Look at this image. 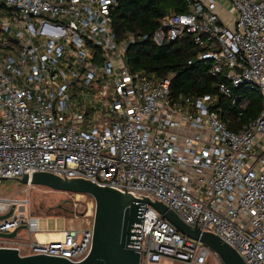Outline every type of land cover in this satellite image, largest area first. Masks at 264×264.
<instances>
[{
  "label": "built area",
  "instance_id": "1",
  "mask_svg": "<svg viewBox=\"0 0 264 264\" xmlns=\"http://www.w3.org/2000/svg\"><path fill=\"white\" fill-rule=\"evenodd\" d=\"M117 4L0 0V182L43 171L127 189L218 235L247 264H264V0H187L188 11L169 13L155 35L162 44L191 34L224 94L242 84L260 91V115L239 131L220 119L217 95L173 98L170 78L131 69L134 37L116 36ZM29 205L0 194V215L13 209L0 232L25 225L31 237L18 239L20 229L0 248L88 257L94 218L42 240ZM140 246V264H224L149 203Z\"/></svg>",
  "mask_w": 264,
  "mask_h": 264
},
{
  "label": "trees",
  "instance_id": "2",
  "mask_svg": "<svg viewBox=\"0 0 264 264\" xmlns=\"http://www.w3.org/2000/svg\"><path fill=\"white\" fill-rule=\"evenodd\" d=\"M113 10V24L118 39L132 35L127 58L132 70H144L171 80L173 98L217 95L215 110L225 126L239 131L262 110V98L258 89L248 85L231 86L232 95L224 94L219 83L221 75L211 73V62L200 58L203 49L185 33L177 40L165 39L159 44L155 35L162 27L163 19L171 12L188 11L187 0H117ZM237 97L239 101L233 102ZM247 104L241 107L242 100Z\"/></svg>",
  "mask_w": 264,
  "mask_h": 264
},
{
  "label": "water",
  "instance_id": "3",
  "mask_svg": "<svg viewBox=\"0 0 264 264\" xmlns=\"http://www.w3.org/2000/svg\"><path fill=\"white\" fill-rule=\"evenodd\" d=\"M16 178L23 185H42L53 190L90 195L96 202L94 236L90 254L74 263L64 257L50 255H21L16 248H0V264H140L141 232L146 203L153 205L183 234L198 239L216 251L224 264H247L241 254L218 235L191 227L162 201L148 197L136 198L110 186H100L84 178H61L53 173L37 171ZM13 209L0 215L7 218ZM22 226L12 232H0V237L14 238Z\"/></svg>",
  "mask_w": 264,
  "mask_h": 264
},
{
  "label": "rangeland",
  "instance_id": "4",
  "mask_svg": "<svg viewBox=\"0 0 264 264\" xmlns=\"http://www.w3.org/2000/svg\"><path fill=\"white\" fill-rule=\"evenodd\" d=\"M157 42L160 40L156 39ZM0 194L8 198L28 199L30 201V211L39 218L38 231L41 233L66 230L67 228L83 227L94 218L96 202L90 195L72 194L53 190L42 185H23L16 179H3L0 182ZM65 206L73 210L70 215H51L57 208ZM53 211L48 214V209ZM53 233V234H54ZM18 239L27 242L31 240L27 229L21 230ZM162 264H181L173 260H164Z\"/></svg>",
  "mask_w": 264,
  "mask_h": 264
},
{
  "label": "flooded vegetation",
  "instance_id": "5",
  "mask_svg": "<svg viewBox=\"0 0 264 264\" xmlns=\"http://www.w3.org/2000/svg\"><path fill=\"white\" fill-rule=\"evenodd\" d=\"M57 210H58V211H56L55 213H53V214H51V215L62 216V217H64V218L67 219V217H65V216H63V215H61V214H67V215H70L71 213H73V210H72V209H69V208H67V207H65V206H60L59 208H57ZM48 211H49L48 214H50V213L53 211V209L50 208V209H48Z\"/></svg>",
  "mask_w": 264,
  "mask_h": 264
},
{
  "label": "crops",
  "instance_id": "6",
  "mask_svg": "<svg viewBox=\"0 0 264 264\" xmlns=\"http://www.w3.org/2000/svg\"><path fill=\"white\" fill-rule=\"evenodd\" d=\"M53 233L54 232L42 233L41 235H43V236H40V239H42V240H52V239L57 237L56 236L57 234H59V233H54V234Z\"/></svg>",
  "mask_w": 264,
  "mask_h": 264
},
{
  "label": "bare ground",
  "instance_id": "7",
  "mask_svg": "<svg viewBox=\"0 0 264 264\" xmlns=\"http://www.w3.org/2000/svg\"><path fill=\"white\" fill-rule=\"evenodd\" d=\"M41 234H42V233L39 232L38 236H39V237H40V236H43V235H41ZM56 236H57L56 238H58V237L60 238L61 234L59 233V234H57Z\"/></svg>",
  "mask_w": 264,
  "mask_h": 264
}]
</instances>
